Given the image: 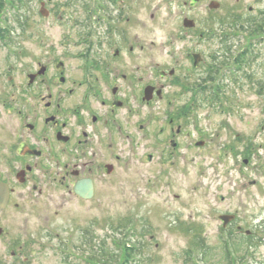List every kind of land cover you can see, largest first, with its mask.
Segmentation results:
<instances>
[{"label": "flooded vegetation", "instance_id": "obj_1", "mask_svg": "<svg viewBox=\"0 0 264 264\" xmlns=\"http://www.w3.org/2000/svg\"><path fill=\"white\" fill-rule=\"evenodd\" d=\"M48 3L64 27L61 52L12 45L0 62V243L14 261L24 258L26 211L111 196L122 164L142 151L150 164L159 152L163 166L176 164L192 91L232 82L233 37L264 32V0ZM154 35L165 44L147 43ZM184 86L192 103L176 110L171 90Z\"/></svg>", "mask_w": 264, "mask_h": 264}, {"label": "rangeland", "instance_id": "obj_2", "mask_svg": "<svg viewBox=\"0 0 264 264\" xmlns=\"http://www.w3.org/2000/svg\"><path fill=\"white\" fill-rule=\"evenodd\" d=\"M11 1L0 0V28L6 20L15 48L24 46L27 53L43 56L65 39L63 26L40 15L48 0H25V7L17 2L18 9ZM19 16L28 18L27 25L21 27ZM260 37V44L253 40L257 57L246 66L247 76L222 83L217 101L212 84L195 87L201 91L199 103L180 122L185 133L176 164L165 159L163 166L160 152L150 164L142 151L130 166L122 164L120 185L111 196L83 206L65 197L55 207L42 204L39 212L26 211L24 258L10 259L0 243V264H117L126 241L136 249L133 264H226L223 231L234 232L229 239L234 247L246 237L255 238V247L243 244L231 253L235 263L249 250L252 258L246 264H264V33ZM145 38L147 43L166 42L162 35ZM250 40L244 33L233 37V61ZM8 50L0 49V62L10 60ZM27 60L29 64L33 58ZM188 88L171 90L176 110L192 103ZM198 142L204 145L198 147ZM60 203L65 204L62 209ZM224 215H235L236 221L224 227ZM104 248L111 256H102ZM207 249L212 256L205 262ZM188 252L192 260L187 263Z\"/></svg>", "mask_w": 264, "mask_h": 264}, {"label": "trees", "instance_id": "obj_3", "mask_svg": "<svg viewBox=\"0 0 264 264\" xmlns=\"http://www.w3.org/2000/svg\"><path fill=\"white\" fill-rule=\"evenodd\" d=\"M20 19H21V21H20ZM20 19H19V23H23V25H21L22 27L24 26V23H26V25H27L28 18L26 16H23ZM26 25H25V27H27ZM250 77H252V76L249 75V79H250ZM253 241H255L254 237H252V236L246 237L245 240L241 244H238L237 246H235L234 253H236V251L238 252V250L240 249L241 245H243V244H245V246H247V248L255 247L252 244ZM102 251H103L102 256H105V257L111 256V254H109L110 252H108L105 248ZM119 251H120L119 252L120 253V259L118 260L116 258L117 260L114 261V263L117 262V264H129V262L131 261L130 259L132 257L131 256V251L132 250L130 248L127 249L123 244H121V248H120ZM211 251H212L211 249L203 250V258H204L205 262H207L208 259H210V256H212ZM223 253H224V258L227 261L226 264H244L245 255L243 257L239 258L238 263H235L236 261H234L233 258H232L233 255H231V252L227 249L226 246L223 247ZM121 257H123V258H121ZM186 258H187L186 259L187 263L191 262L192 256H191L190 252L187 253V257ZM192 264H194V262H192Z\"/></svg>", "mask_w": 264, "mask_h": 264}, {"label": "water", "instance_id": "obj_4", "mask_svg": "<svg viewBox=\"0 0 264 264\" xmlns=\"http://www.w3.org/2000/svg\"><path fill=\"white\" fill-rule=\"evenodd\" d=\"M42 13L46 14L43 11H42ZM245 164H247V162H245ZM222 219H223V221L225 222V225H226L233 219V217H231V218L230 217H223Z\"/></svg>", "mask_w": 264, "mask_h": 264}]
</instances>
